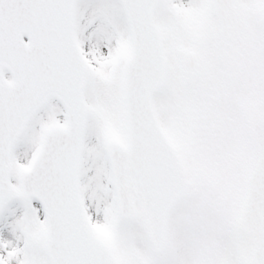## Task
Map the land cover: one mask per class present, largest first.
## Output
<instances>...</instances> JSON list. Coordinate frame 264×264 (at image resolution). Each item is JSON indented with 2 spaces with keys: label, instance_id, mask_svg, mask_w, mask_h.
<instances>
[{
  "label": "snow or ice",
  "instance_id": "6c2138e0",
  "mask_svg": "<svg viewBox=\"0 0 264 264\" xmlns=\"http://www.w3.org/2000/svg\"><path fill=\"white\" fill-rule=\"evenodd\" d=\"M0 264H264V0H0Z\"/></svg>",
  "mask_w": 264,
  "mask_h": 264
}]
</instances>
